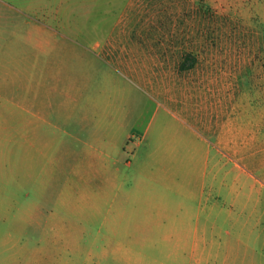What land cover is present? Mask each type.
<instances>
[{
	"label": "rangeland",
	"instance_id": "374dc122",
	"mask_svg": "<svg viewBox=\"0 0 264 264\" xmlns=\"http://www.w3.org/2000/svg\"><path fill=\"white\" fill-rule=\"evenodd\" d=\"M0 69V264L233 263L193 243L196 202L170 234L122 194L163 114L138 70L264 114V0H0Z\"/></svg>",
	"mask_w": 264,
	"mask_h": 264
},
{
	"label": "crops",
	"instance_id": "0c3cea01",
	"mask_svg": "<svg viewBox=\"0 0 264 264\" xmlns=\"http://www.w3.org/2000/svg\"><path fill=\"white\" fill-rule=\"evenodd\" d=\"M137 73L152 93L163 97L157 102L163 114L147 149L138 153V143L134 150L137 160L129 167L138 170L122 194L123 206L131 207L132 217L158 218V226L172 234V219L184 223V232L192 228L196 202L194 231L200 239L195 245L226 248L232 264H259L264 256L258 253L264 250V114L238 111L235 100L213 101L191 88L186 75L177 83L156 70ZM185 171L196 176L184 187L168 181L171 172ZM169 190L184 198L170 197ZM222 219L229 225L226 241L219 233Z\"/></svg>",
	"mask_w": 264,
	"mask_h": 264
},
{
	"label": "trees",
	"instance_id": "16d2710c",
	"mask_svg": "<svg viewBox=\"0 0 264 264\" xmlns=\"http://www.w3.org/2000/svg\"><path fill=\"white\" fill-rule=\"evenodd\" d=\"M195 62L196 60L191 55H187L181 64V69L190 70L195 65Z\"/></svg>",
	"mask_w": 264,
	"mask_h": 264
}]
</instances>
